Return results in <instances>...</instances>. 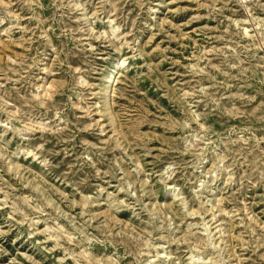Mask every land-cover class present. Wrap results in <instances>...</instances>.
<instances>
[{"label": "rangeland", "instance_id": "rangeland-1", "mask_svg": "<svg viewBox=\"0 0 264 264\" xmlns=\"http://www.w3.org/2000/svg\"><path fill=\"white\" fill-rule=\"evenodd\" d=\"M0 264H264V0H0Z\"/></svg>", "mask_w": 264, "mask_h": 264}, {"label": "bare ground", "instance_id": "bare-ground-1", "mask_svg": "<svg viewBox=\"0 0 264 264\" xmlns=\"http://www.w3.org/2000/svg\"><path fill=\"white\" fill-rule=\"evenodd\" d=\"M122 64H123V61L122 60H118L110 67L111 69L109 68L110 70H109V72L107 73V75L104 78V80L107 79V78H108V80H107V82H103L104 86H106V89H105L106 95L108 94V90H109L111 84L113 83V81L115 79V72L117 71V69Z\"/></svg>", "mask_w": 264, "mask_h": 264}]
</instances>
